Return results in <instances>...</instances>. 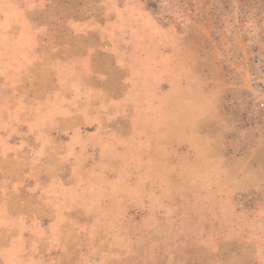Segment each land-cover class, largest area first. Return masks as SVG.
<instances>
[{"label":"rangeland","instance_id":"374dc122","mask_svg":"<svg viewBox=\"0 0 264 264\" xmlns=\"http://www.w3.org/2000/svg\"><path fill=\"white\" fill-rule=\"evenodd\" d=\"M32 2L0 0V112L11 105L25 120L44 99L54 122L10 124L0 150L29 149L33 165L54 149L55 172L31 187L73 213L85 262L142 258L148 229L165 220L179 232L166 249L242 237L238 229L264 248V0H97L88 41H108L85 59L36 46L40 34L72 32L23 11ZM254 248L241 251L249 259Z\"/></svg>","mask_w":264,"mask_h":264},{"label":"crops","instance_id":"0c3cea01","mask_svg":"<svg viewBox=\"0 0 264 264\" xmlns=\"http://www.w3.org/2000/svg\"><path fill=\"white\" fill-rule=\"evenodd\" d=\"M32 1V4L22 8L23 11L54 15L53 18L58 25L72 32V37L62 40L50 33L40 34L39 39H36V46L45 48L46 56L50 54L49 56L54 58L59 53L64 54L67 59H85L90 55L88 51L95 49L92 46L105 48L108 39L97 37V34H95L96 38L90 41L92 43L88 41L91 38L88 34L89 24L97 25L98 21L95 17L93 21L91 16L92 9L99 5L97 0H92L90 5L84 4L82 0H60L61 5L58 8L55 7L53 0ZM124 5L122 4V7ZM15 26L20 25L16 23ZM93 30L96 31L94 28ZM13 39L17 44L22 40L20 36H14ZM6 43L0 38L2 50ZM102 55L105 53L100 56ZM20 70L22 75L33 74L30 71ZM37 70L40 73L39 69ZM51 72L56 74L54 68ZM98 73L101 74L102 71ZM61 74L66 73L62 71ZM34 91L36 89L32 86L26 87L21 93L29 96ZM42 101L37 100L32 106V111L29 110L30 115L34 112L33 109L38 108L37 116L30 115L25 120L16 119V116L12 114L11 105L3 106L0 112V124L5 126L0 128V131L5 132L10 124L47 125L54 122L48 119L47 113L42 110L44 104ZM61 122L63 123L64 120ZM21 135L18 134L15 138L22 137ZM30 154L31 151L26 148L10 147L3 153L0 150V159L3 155L8 160L7 167L0 166V235L8 237L4 241L0 240V264H260L257 253L264 248L260 238L248 239L247 236L244 238L243 233L247 234L248 229H238L242 237L225 238L219 242L209 240V242L187 245L176 240L166 249L163 241L168 240L174 234H179L178 230L172 229L166 220L148 229V236L153 239V242L144 248V253L147 254H144L142 258L133 261L118 260V258L97 259L86 263L80 244L82 234L73 213L65 208L57 209L58 207L45 200L37 190L44 177L55 172V167L49 165L50 162L55 163L56 152L53 148H49L45 153V158L35 161L33 165H30L28 161ZM28 166H34L36 170L27 179L24 169ZM5 174L7 177H4ZM31 184L38 188L34 190ZM212 233L215 234L214 231ZM228 244L230 247H227ZM247 244L255 246L249 253V259L246 257L248 253L241 251V248ZM188 246L190 249H187ZM152 253H154L153 258H151ZM184 258L186 261H183Z\"/></svg>","mask_w":264,"mask_h":264}]
</instances>
